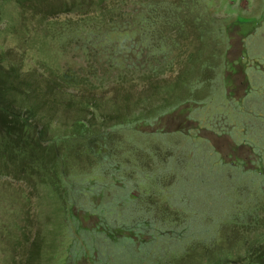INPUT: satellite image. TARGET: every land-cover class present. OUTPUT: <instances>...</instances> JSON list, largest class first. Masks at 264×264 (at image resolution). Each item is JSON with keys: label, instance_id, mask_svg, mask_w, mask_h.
<instances>
[{"label": "rangeland", "instance_id": "374dc122", "mask_svg": "<svg viewBox=\"0 0 264 264\" xmlns=\"http://www.w3.org/2000/svg\"><path fill=\"white\" fill-rule=\"evenodd\" d=\"M240 2L247 3L242 10L238 9ZM122 7L127 20L123 24L127 33L133 35L127 46L133 50L140 46L143 55L138 58L136 51H127L115 70L110 68L107 57L96 62L99 82H105L112 90L106 92L98 84L101 89L96 90L95 97H111L120 104L127 97L132 119L131 125L116 134L122 145L112 143L113 148L116 145L113 155L119 160L116 171L120 172L114 189L107 190L104 199L95 198L94 203L108 202L115 192L121 196L122 188L127 189V182H131L132 187H141L139 192L151 195L145 199V208L150 212L145 217L144 211L138 214L137 208L129 205L127 210L134 211H125L124 219L121 213H110L106 222L99 224L96 217L86 220L83 216L85 227L98 230L95 239L85 233L88 230L79 234L74 229L69 214H65L50 190L39 188L36 192L22 183H13V187L7 184L0 188V203L11 202L3 206L6 211L23 215L14 220L0 212V264H245L249 255H253L254 261L264 247V134L260 133L263 137L254 148L256 163L249 164L230 151H221L220 159L203 138L177 132L187 130L190 124V97L185 94L188 92L175 88V82L184 76L180 58L185 59L188 53H175L173 46L166 47L172 42L161 39L165 32L169 38L178 34L171 23L180 17L192 21L197 30L220 24L227 40L235 45L243 40L247 45L264 44V0H125ZM0 13V54H6V66L16 65L23 73L35 72L40 78L48 77V67L76 70L88 76V63L82 51L73 46L63 54L57 42L38 33V23L23 25L20 7L12 0H0ZM141 15L146 19L157 17L156 25L146 24L148 40L144 49L139 43L138 27L135 28ZM140 101L142 112L133 113ZM213 106L208 104L198 113L208 115ZM241 129L240 126L233 131L240 142L254 133ZM100 150L104 156L106 149L100 146ZM137 157L140 168L136 170ZM160 158L167 163L163 164ZM123 159H129L130 164H120ZM106 162L102 167L111 170V154ZM109 175L106 170L96 180L109 183ZM27 195L30 199L25 203L23 197ZM118 207L113 210L121 212ZM130 215L133 220L128 218ZM125 220L128 226L137 221L139 228H157L160 237L149 248L142 249L140 255L131 249L132 243L120 245L119 249L116 239L124 244L129 239L121 231H113V222L118 225ZM4 228L8 230L2 231ZM137 230L132 234L139 238L143 233ZM39 233L44 238L37 243ZM112 233L115 245L107 240Z\"/></svg>", "mask_w": 264, "mask_h": 264}, {"label": "trees", "instance_id": "16d2710c", "mask_svg": "<svg viewBox=\"0 0 264 264\" xmlns=\"http://www.w3.org/2000/svg\"><path fill=\"white\" fill-rule=\"evenodd\" d=\"M12 1L20 7L23 25L38 23V33L46 40L57 42L63 54L73 46L80 49L88 63V76L84 77L76 70L48 67V77L40 78L35 72L23 73L16 65L6 66V54H0V180H8L0 182V188L7 184L13 187V183H22L36 192L39 188L50 190L65 214H69L74 229L79 234L88 230L85 233H89L91 237L99 232L85 227L84 221L88 218L96 217V224H99L100 221L106 222L110 213L115 216L121 213L124 219L125 211L127 214L134 211L127 210L129 205L137 208L138 214L142 211L144 215L149 214L150 210L145 208V199L151 195L139 192L141 187H132L131 182H127V189L122 188L121 196L115 192L108 202L94 203L95 198L104 199L105 192L114 189V181L120 172L116 171L119 160L116 155L114 157L113 150L116 145H122V141L116 139V134L131 125L132 119L127 97L123 104L111 97L101 100L95 97L96 90L101 89L98 84L107 89L106 92L112 90V87L105 86V82H99L96 62L100 57H107L110 68L115 70L120 66V59H125L127 51H136L138 58L143 55L140 46L137 50L127 46L133 35L127 33L126 25L123 24L124 21L127 22L123 18L126 15L122 7L125 0ZM178 18L177 22L171 23L174 29L185 26L186 21ZM156 19L157 17L146 19L141 15L135 27H138L139 43L143 49L148 40L147 25L152 22L156 25ZM166 34L161 41L170 40L173 43L174 38H169L168 34L166 37ZM172 43L169 46L167 43L166 47H172ZM136 108L137 110H132L133 113L142 112L141 101L136 104ZM115 142L113 148L112 143ZM100 146L106 149L104 156ZM110 154L111 170L102 167L110 159ZM126 161L130 164L129 159H123L120 164ZM136 161L137 170L140 168L139 157ZM106 170L110 171L111 181L98 183L97 175H103ZM103 186L104 191L101 192ZM131 198H136V201L129 200ZM29 199V195L23 197L25 203ZM9 204V201L1 202L0 212H4L6 218L21 219L23 212L9 214L6 211L3 206ZM114 206H119L121 212L118 208L113 210ZM131 217L132 215L128 218ZM116 221L113 222V231H121L129 239L124 244L112 233L111 239L107 240L114 243L113 240L116 239L119 249L122 248L120 245L130 243V246L132 243L131 249L140 255L142 249L146 250L160 237L157 228H139L137 221L131 223L134 226H128L126 220L117 225ZM4 230L6 229L2 231ZM136 230L143 233L139 238L132 234ZM146 237L151 240H145ZM38 238L37 243L42 242L44 236L39 233ZM39 247L41 246L37 248ZM253 259V255H249L244 263L264 264V247L260 255L254 261Z\"/></svg>", "mask_w": 264, "mask_h": 264}, {"label": "crops", "instance_id": "0c3cea01", "mask_svg": "<svg viewBox=\"0 0 264 264\" xmlns=\"http://www.w3.org/2000/svg\"><path fill=\"white\" fill-rule=\"evenodd\" d=\"M246 4L240 2L238 9L242 10ZM218 26L197 30L192 21H186L185 26L174 29L178 33L173 37L174 52L188 53L185 59L180 58L184 76L175 82V88L187 90L185 94L190 97L187 106L191 108L187 118L189 128L176 131L203 138L219 158L221 151H230L244 162L255 164L257 151L254 148L263 137L260 133L264 134V44L247 45L243 40L235 45ZM208 104L215 105L211 113L199 114ZM240 126L242 132H254L244 142L233 134ZM159 160L163 164L168 161Z\"/></svg>", "mask_w": 264, "mask_h": 264}]
</instances>
